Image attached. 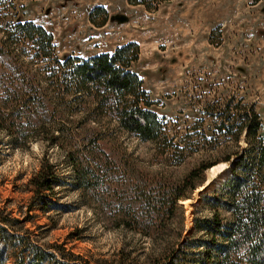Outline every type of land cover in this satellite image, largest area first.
I'll use <instances>...</instances> for the list:
<instances>
[{"label": "trees", "instance_id": "obj_1", "mask_svg": "<svg viewBox=\"0 0 264 264\" xmlns=\"http://www.w3.org/2000/svg\"><path fill=\"white\" fill-rule=\"evenodd\" d=\"M16 1L0 0V129L16 144L41 138L63 148L81 188L99 179L119 188L116 224L162 240L147 264H264V133L255 104L240 98L204 105L203 113L225 135L223 142L218 136L212 140L221 146V156L200 161L181 179L137 168L110 137L112 121L154 142L158 154L169 153L172 163L202 142L189 127L178 138L170 135L167 122L152 109L142 78L131 69L139 44L130 41L88 58L59 54L52 32L19 17ZM131 1L155 7L154 0ZM96 10L107 15L103 7L91 15ZM105 143L119 147V158L110 156ZM220 161L229 168L217 186L201 190L185 234L179 201L204 185L205 171ZM59 176L57 164L44 154L29 179L31 207L40 203L42 210L50 209L48 196L56 195ZM204 210L209 214H200ZM19 221L0 208V264L10 254L11 264H92L62 244L38 243L29 230H18ZM113 264L141 263L122 250Z\"/></svg>", "mask_w": 264, "mask_h": 264}, {"label": "rangeland", "instance_id": "obj_2", "mask_svg": "<svg viewBox=\"0 0 264 264\" xmlns=\"http://www.w3.org/2000/svg\"><path fill=\"white\" fill-rule=\"evenodd\" d=\"M158 1L154 0L152 9L131 0L16 2L19 17L52 32L59 54L88 58L112 52L130 41L139 44V59L131 69L142 78L143 87L154 101L152 109L167 122L170 135L178 138L189 127L202 142L186 151L180 163H172L169 153L158 154L154 142L141 140L116 126L115 121L110 123V137L132 155L137 168L179 180L200 161L221 156V146L212 140L218 136L223 142L225 135L213 124V118L203 113L207 102L233 99L235 103L242 98L243 103H254L264 133V0ZM98 7H103L107 15L99 10L91 15ZM122 14L126 20L116 17ZM240 144H245L243 138ZM103 146L111 157L119 158L118 146ZM44 154L57 164L60 175L56 195L48 196L53 200L49 210H42L40 203L31 207L34 192L29 179ZM223 177L204 190L217 186ZM207 179L208 170L204 182ZM201 190L192 191L187 203L179 201L184 207L185 234L191 230ZM0 208L17 217L18 230H29L38 243L62 244L92 264H113L122 250L147 264L162 246L161 238L116 224L119 188L100 179L90 187H79L77 172L63 148L41 138L16 144L2 129ZM13 260L10 254L6 264Z\"/></svg>", "mask_w": 264, "mask_h": 264}, {"label": "bare ground", "instance_id": "obj_3", "mask_svg": "<svg viewBox=\"0 0 264 264\" xmlns=\"http://www.w3.org/2000/svg\"><path fill=\"white\" fill-rule=\"evenodd\" d=\"M228 168H229V164L227 162H219V163L213 165L212 167H210L208 169V179H207V181L205 182L204 185H202L201 187H199L196 190V193H197L198 190L207 188V187L215 184L219 180V178H221L222 176L225 175V173L227 172ZM189 200H190V198H187L185 200H182V202L184 204V203H187ZM188 211H189V209H188ZM190 227H191V224H190Z\"/></svg>", "mask_w": 264, "mask_h": 264}, {"label": "water", "instance_id": "obj_4", "mask_svg": "<svg viewBox=\"0 0 264 264\" xmlns=\"http://www.w3.org/2000/svg\"><path fill=\"white\" fill-rule=\"evenodd\" d=\"M117 18H119V20L123 21V20H126L127 16L125 15H119V16H116Z\"/></svg>", "mask_w": 264, "mask_h": 264}]
</instances>
